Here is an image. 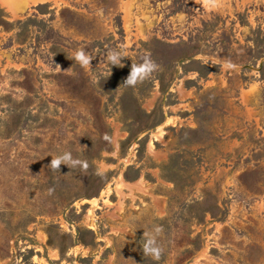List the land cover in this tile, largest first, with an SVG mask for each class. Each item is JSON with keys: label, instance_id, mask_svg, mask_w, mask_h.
Wrapping results in <instances>:
<instances>
[{"label": "rangeland", "instance_id": "obj_1", "mask_svg": "<svg viewBox=\"0 0 264 264\" xmlns=\"http://www.w3.org/2000/svg\"><path fill=\"white\" fill-rule=\"evenodd\" d=\"M1 13L0 264H264V0ZM145 55L158 69L124 86ZM64 151L87 170H52ZM154 225L158 261L141 250Z\"/></svg>", "mask_w": 264, "mask_h": 264}, {"label": "clouds", "instance_id": "obj_2", "mask_svg": "<svg viewBox=\"0 0 264 264\" xmlns=\"http://www.w3.org/2000/svg\"><path fill=\"white\" fill-rule=\"evenodd\" d=\"M93 58V56L86 53L83 49L75 51L72 57L82 68L86 67L89 69H91V61ZM122 58H124V56L120 51L116 50H112L106 56L110 66L123 67ZM226 67L233 68L234 65L229 62ZM157 69L158 65L150 58V55H145L139 62L131 63L130 71L122 84L126 87H135L138 83L150 78ZM107 138L108 137L105 136V139ZM61 165H66L68 168L73 169L79 167L81 170H87L89 166L86 160L74 158L70 151H64L54 158H51L48 166L52 170L59 171ZM162 231V226L154 225L150 232L143 233V244L141 248L143 256L151 257L155 261L161 258L164 250L158 241V237Z\"/></svg>", "mask_w": 264, "mask_h": 264}, {"label": "trees", "instance_id": "obj_3", "mask_svg": "<svg viewBox=\"0 0 264 264\" xmlns=\"http://www.w3.org/2000/svg\"><path fill=\"white\" fill-rule=\"evenodd\" d=\"M6 24H8V21L4 18V16L1 13L0 14V26H5Z\"/></svg>", "mask_w": 264, "mask_h": 264}]
</instances>
